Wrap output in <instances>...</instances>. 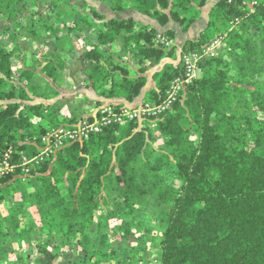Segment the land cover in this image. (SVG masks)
I'll return each instance as SVG.
<instances>
[{"label": "trees", "instance_id": "1", "mask_svg": "<svg viewBox=\"0 0 264 264\" xmlns=\"http://www.w3.org/2000/svg\"><path fill=\"white\" fill-rule=\"evenodd\" d=\"M99 1L118 12L129 2L160 25L174 20L187 31L209 0ZM158 35L171 41L175 31L107 18L86 0H0V153L12 148L14 160L37 155L52 129L106 115L54 99L65 77L87 78L98 95L133 102L149 68L162 64L142 104L160 107L185 77L184 55L218 37L225 43L158 114L112 119L26 179L21 168L0 177V199L19 195L0 212V240L36 239V264L62 255L57 264H141L144 244L159 247L158 264H264V0H218L179 60L177 47ZM33 42H47V51L33 50ZM126 107L113 105L117 113ZM52 223L63 231L59 239L45 229ZM65 240L70 254L61 251ZM6 252L0 241V264Z\"/></svg>", "mask_w": 264, "mask_h": 264}, {"label": "built area", "instance_id": "2", "mask_svg": "<svg viewBox=\"0 0 264 264\" xmlns=\"http://www.w3.org/2000/svg\"><path fill=\"white\" fill-rule=\"evenodd\" d=\"M157 42H165L166 45H170L171 41L165 39L161 35H158ZM225 49V43L221 37L214 39L208 44L200 53L192 52L184 55L183 62L186 68L185 77L177 78L167 91L168 97L165 103L160 107H152L149 104L141 105L140 109L130 110L124 108L121 113H117L113 106L104 107L103 112L106 114L102 119L94 122H88L86 119H82L75 129H68L66 127H60L58 129H52L42 137V146L40 152L33 156L21 155L20 159H13V149L10 148L3 153H0V177L15 171L17 168H21L24 175V179L30 174L35 166L40 165L44 160L50 159L52 155L59 148L66 145V143L72 142L76 139L88 137L90 132H98L102 126L111 122L112 119L121 121L124 116L133 118L145 114L143 112H152L154 115L168 107L173 101H175L177 95L182 91L184 85L191 82L198 77L197 71H200L199 61L206 57H213L220 53H223Z\"/></svg>", "mask_w": 264, "mask_h": 264}, {"label": "crops", "instance_id": "3", "mask_svg": "<svg viewBox=\"0 0 264 264\" xmlns=\"http://www.w3.org/2000/svg\"><path fill=\"white\" fill-rule=\"evenodd\" d=\"M90 5L96 8L97 11L104 14L107 18H118V19H127L133 18L138 22L151 25L156 28L158 32H163L167 29H173L175 31V37L171 40V44L177 47V56L178 60L181 56V51L184 43L189 39H197L200 32L205 29L209 21V12L212 7L217 3L218 0H209L206 5L202 8L200 18L197 19L191 27L184 31L182 26L170 20L166 25L162 26L160 23L134 9L131 4L128 2L127 6L123 11H114L110 9L105 3L99 0H86ZM178 60L166 59L163 63L172 62L177 64ZM130 67L136 71L138 69L137 64L133 60L128 61ZM162 66L150 67L148 72H146L147 84L143 90V93L140 97L136 98L133 102H128L124 98H105L94 90L92 83L89 79L84 78L77 81L72 77H65L61 86L58 87L59 95L58 99H69L70 101L76 100V103L82 104V110L84 114L94 113L98 108H104L113 106L116 104H124L129 108H134L136 106H141L144 103V98L147 95V92L151 89L156 88V82L153 79V74L155 71L160 69ZM67 116V115H66Z\"/></svg>", "mask_w": 264, "mask_h": 264}, {"label": "rangeland", "instance_id": "4", "mask_svg": "<svg viewBox=\"0 0 264 264\" xmlns=\"http://www.w3.org/2000/svg\"><path fill=\"white\" fill-rule=\"evenodd\" d=\"M1 23L5 24L7 23L5 19H2ZM77 37V38H76ZM73 37V40L75 42V48L77 50L80 49V41H79V37L76 36ZM77 39V40H76ZM112 47H115V45H112ZM48 49V43L47 42H43V43H39V42H33V50H38V52L43 53L46 52ZM197 75L200 76L201 72L197 71ZM39 82H43L42 79H38ZM58 97V96H57ZM57 97H55L54 99H56ZM58 99V98H57ZM70 99V98H69ZM70 101V100H69ZM22 103H24V101H21ZM71 102H76V100H72ZM48 104V102H46ZM112 107V106H111ZM127 109H130L132 111L140 109V106H136L134 108H129L126 107ZM143 113H148V112H143ZM70 114L67 110L66 107H64L63 113L62 115H68ZM157 145H160V142H157ZM11 196H14L15 199H18L19 195L18 193L14 192L11 195L7 194L6 197H4L3 199H0V212L2 214H5L6 209H9L10 207H12V202H11ZM150 215L153 214L151 212V210L149 211ZM97 214H99V211L97 212ZM45 229L47 231H51V238L53 239H59L60 237H62V229L56 224V223H52L49 225L45 226ZM160 237V234H159ZM3 245L4 248L6 249V260L3 261V264H36V259H38L40 257V254L38 252V241H36V239H32L31 243L28 245L26 242L18 243L17 241H15L10 234H6L4 236L1 237L0 240ZM74 240H72L71 242H73ZM70 241H62L60 243L61 245V251L65 253H71L72 250H70ZM116 245V242L114 243ZM140 249H142V251H140V253L138 254V256L140 257H147L144 260L141 261V264H158L159 262V253H160V249L158 246H152V247H148L150 249H146V245H141L139 247ZM119 252H118V256L121 258L123 253V249L119 248ZM56 251V250H53ZM133 254V253H132ZM21 256L23 258V260L21 262H19L18 258ZM64 258V256H58L56 258H54L53 262L51 264H57L58 261L60 259Z\"/></svg>", "mask_w": 264, "mask_h": 264}]
</instances>
